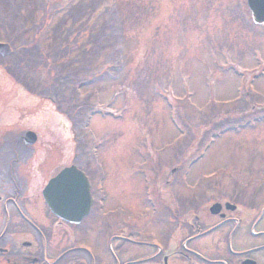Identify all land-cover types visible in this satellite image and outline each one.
I'll use <instances>...</instances> for the list:
<instances>
[{"label":"rangeland","instance_id":"rangeland-1","mask_svg":"<svg viewBox=\"0 0 264 264\" xmlns=\"http://www.w3.org/2000/svg\"><path fill=\"white\" fill-rule=\"evenodd\" d=\"M114 1L120 40L110 32L102 39L103 21L89 32L73 28V11L60 24L67 18L57 11L70 0H0V43L13 50L0 58V102L41 103L37 120L58 118L66 125L58 134L74 131L88 143L89 135L84 150L98 151L119 191L135 167L178 169L187 189L223 184L214 196H231L237 182H263L264 28L252 23L246 0ZM21 56L41 94L10 78Z\"/></svg>","mask_w":264,"mask_h":264},{"label":"flooded vegetation","instance_id":"flooded-vegetation-1","mask_svg":"<svg viewBox=\"0 0 264 264\" xmlns=\"http://www.w3.org/2000/svg\"><path fill=\"white\" fill-rule=\"evenodd\" d=\"M40 105L0 102V264H264V181L214 196L223 184L135 167L119 191L89 135L58 134ZM67 169L78 176L47 189Z\"/></svg>","mask_w":264,"mask_h":264},{"label":"trees","instance_id":"trees-1","mask_svg":"<svg viewBox=\"0 0 264 264\" xmlns=\"http://www.w3.org/2000/svg\"><path fill=\"white\" fill-rule=\"evenodd\" d=\"M93 1L94 0H70L69 3H65L64 6H66L67 9L64 11L63 10L57 11V15L59 13H63L64 17L67 18V20H60V24L65 23L68 20H71V18H69L68 15H69L70 11H73V16H72L73 28L77 27V25H83V30H81V29H78V30H80L82 32H85V30H87L89 32V31H93L96 27H98V24H102L100 21H103L104 27L101 30L99 29V35H100V31L102 32L101 33L102 39H104L105 36H107V32H110V34L112 35V37L114 39L117 38L118 40H120L121 35L124 32V29L122 26L123 22L120 20V16L118 17V13H117V8L119 7V3L115 2L114 0H102L100 3V0H99L98 5L95 7L93 4ZM108 1H112V5H111V7L106 9L105 3L106 2L108 3ZM7 3L10 4V2H7ZM112 7H116V8H112ZM82 9H84L83 12H77L78 10H82ZM5 11H6V9H5ZM117 20H119L120 23ZM114 23L117 24V29H116ZM86 25H87V27H86ZM117 32H118V34H117ZM99 35H97L95 37L99 38ZM95 39H94V41H95ZM57 46L58 45L49 48V55L58 54ZM47 49L48 48H45V51ZM120 52H119V54H120ZM47 60L54 63V59L52 56L49 57ZM21 62H22V56L19 58L18 65L15 66V74L12 76L13 79H15L17 76L16 73L19 71ZM78 70H80V69L78 68L76 71H78ZM17 81H19V79ZM20 83H22V82H20Z\"/></svg>","mask_w":264,"mask_h":264},{"label":"water","instance_id":"water-1","mask_svg":"<svg viewBox=\"0 0 264 264\" xmlns=\"http://www.w3.org/2000/svg\"><path fill=\"white\" fill-rule=\"evenodd\" d=\"M247 4L252 14L253 22L257 25H264V0H247ZM10 53H11L10 49L7 45H0L1 55H9ZM78 174L79 173L77 171H73L72 169L65 170L64 172L61 173L60 176H58L55 180L50 182V185L47 189L50 190L51 187L53 188L61 184L66 176H72V175L78 176ZM75 183H77L76 180Z\"/></svg>","mask_w":264,"mask_h":264}]
</instances>
